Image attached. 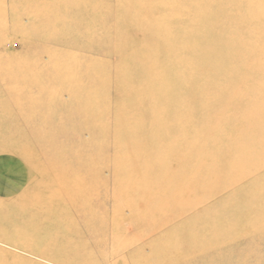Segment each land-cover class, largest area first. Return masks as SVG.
<instances>
[{"label":"rangeland","instance_id":"obj_1","mask_svg":"<svg viewBox=\"0 0 264 264\" xmlns=\"http://www.w3.org/2000/svg\"><path fill=\"white\" fill-rule=\"evenodd\" d=\"M136 1L0 0V264H264V165L234 185L215 177L219 188L205 204L169 199L182 172L199 169L163 142L145 140L143 147L154 148L143 157L131 151L129 133L147 106L142 97L163 87L124 80L165 66L129 68L136 49L153 50L149 45L118 53L144 41L149 28H176L167 13L206 7L222 14L232 0ZM146 5L153 7L149 23L131 28ZM249 76L264 91L254 83L260 75ZM138 100V108L125 103ZM250 100L225 92L209 111L197 104L187 121L190 139L168 136L175 127L165 128L168 106L159 101L157 134L184 145L195 138L206 155L199 160H211V145L226 151L234 144L242 102ZM251 103L250 113L261 112ZM252 142L257 155L264 137ZM170 154L176 158L169 163ZM224 155L220 169L228 173Z\"/></svg>","mask_w":264,"mask_h":264},{"label":"bare ground","instance_id":"obj_2","mask_svg":"<svg viewBox=\"0 0 264 264\" xmlns=\"http://www.w3.org/2000/svg\"><path fill=\"white\" fill-rule=\"evenodd\" d=\"M149 1L153 2L154 6L157 4V0H137L136 3L145 4ZM230 3V11H222V14L213 11L207 12L206 7L197 8L193 15L188 10H183L178 14L167 13L166 19L178 21L176 28L165 29L161 32H157L155 28H149L146 30L147 36L144 41L136 40L135 44H128L119 48L118 53L122 56L138 47L147 45L153 47V50L149 48L144 53L136 49L137 61L134 65L136 68L134 66L129 67L132 71H136L138 67L139 69H148L149 65L155 62H160L165 66L163 73L146 70L134 77L126 74L124 80L133 87L140 85L150 88L163 87V92L160 94L153 93L142 97L143 102L147 101L145 102L147 106L142 111V117L137 116L135 125L129 133V136H132L129 138L133 141V143L130 141L132 143L131 151H140L142 156L143 153L151 152L154 148L143 147L145 140L159 145L163 142L167 144V152L170 153L172 150L182 152L183 156L187 155L186 163H193L199 169L197 175L182 172L183 175L181 174L180 179L177 178L176 180V185L180 184L181 186L170 191L169 199H175V196L181 195L205 204L215 197L213 196L216 191L215 188H219L215 177L228 176L229 182L234 185L239 183L241 178L253 176L257 168L264 165L263 143L257 148V155L250 154L253 146H256L252 144V140L264 137V91L259 89L260 86L255 87L250 84L249 78L250 73L256 71L260 78L254 83L255 85H262L261 88H264V0H232ZM141 7H145L142 16L137 14L132 16L134 24L129 23L131 28L133 26L135 28L147 26L149 23L147 18L152 14L153 7L150 5ZM214 25H221L220 30H214ZM241 29L246 32L245 35ZM257 60L259 64L254 63ZM107 81L117 80L116 78L105 77L104 82L107 83ZM225 92L251 96L253 104H258L261 112L250 113L248 106L252 101H248L249 103L247 101L242 102L241 108L244 110L239 117L241 121L239 129L235 133L234 144H231L232 147L225 151L216 149V147H212L214 145H211L208 150L209 153L206 151L208 157L214 160H208V158L199 160L206 155L203 154L204 150L202 151L194 145V142L197 141L195 138L184 145L174 140L170 142L162 133L157 134V130H159L157 123L160 122L156 119L159 101L168 106L169 120H164L165 128L168 127V130L177 128L167 132L170 134L168 136L172 138L183 137V135H189V123L187 121L190 113L194 114L199 105L202 110L209 111ZM199 95L202 96L201 104L198 100L195 102V98L198 99L197 96ZM212 96L215 98L213 101H211ZM125 103L130 107L138 108L141 105V100L133 101L132 104ZM172 105L174 107H171ZM162 114L165 115L167 112L162 111ZM148 118L154 122L149 123L148 126L142 124V120ZM213 121L214 124L219 122H215V119ZM207 122L209 123V120ZM187 139L190 137L188 136ZM216 152V156L213 157ZM224 153V157L229 158L228 173H222L220 169V163L224 162L220 159V154L223 157ZM175 158L171 154L167 157L169 163ZM206 164L212 165L207 172L203 170ZM189 178H196L202 182L195 186L189 182ZM207 209L209 210V208ZM254 223V228L257 229L260 225L259 221L256 220ZM167 228L169 227L167 226ZM151 253L156 254L154 248L151 249ZM162 264H166V262Z\"/></svg>","mask_w":264,"mask_h":264}]
</instances>
